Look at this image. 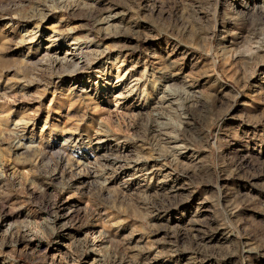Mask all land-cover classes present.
Returning <instances> with one entry per match:
<instances>
[{
  "label": "rangeland",
  "instance_id": "rangeland-1",
  "mask_svg": "<svg viewBox=\"0 0 264 264\" xmlns=\"http://www.w3.org/2000/svg\"><path fill=\"white\" fill-rule=\"evenodd\" d=\"M0 264H264V0H0Z\"/></svg>",
  "mask_w": 264,
  "mask_h": 264
}]
</instances>
